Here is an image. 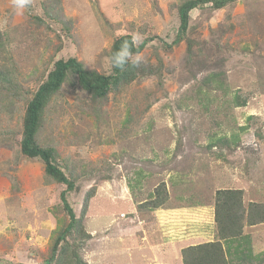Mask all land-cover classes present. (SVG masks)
<instances>
[{"label": "rangeland", "instance_id": "1", "mask_svg": "<svg viewBox=\"0 0 264 264\" xmlns=\"http://www.w3.org/2000/svg\"><path fill=\"white\" fill-rule=\"evenodd\" d=\"M184 1L32 0L16 17L10 0H0V23L6 22L0 67L13 71L9 78L22 93L0 83V263L47 264L70 221L66 184L49 180L42 160L21 154L32 91L61 58L112 73L109 51L124 34L141 41L155 36L138 53L146 75L101 103L70 76L49 101L37 133L73 178L66 199L89 234H66L50 264H62L70 246L90 264H183V242L169 240L178 230L199 235L193 244L208 240L214 224L205 219L215 214L219 189L243 188L246 203L264 202V0L194 8L186 39L170 47ZM187 39L194 40L191 52ZM218 71L230 93L212 90L205 109L195 91ZM234 92L248 97L247 106L231 105ZM249 115L248 130L239 131ZM234 132H243L239 144L208 147L212 136ZM138 169L149 177L134 192L129 182ZM162 181L167 203L152 211L139 207ZM244 232L254 253L264 252V222Z\"/></svg>", "mask_w": 264, "mask_h": 264}, {"label": "trees", "instance_id": "2", "mask_svg": "<svg viewBox=\"0 0 264 264\" xmlns=\"http://www.w3.org/2000/svg\"><path fill=\"white\" fill-rule=\"evenodd\" d=\"M208 1H211L214 7L222 8L234 0H185L179 8L180 24L177 34L173 42L169 43L168 46L171 47L186 39L190 26L191 10L206 4ZM132 37L130 34H124L116 38L109 51V55L111 56L113 52L118 50L125 40L132 46L134 53H139L146 47L149 41L155 38L152 35L139 44H134ZM187 42L188 49L191 52L194 40L187 39ZM145 68V64L142 63L137 69H132L131 67H125L124 69L112 68V73L104 74L97 70L85 68L76 57L69 59L61 58L54 62L53 68L48 73L47 78L41 82L38 89L34 92L32 91V93L30 92L31 96L27 101L23 118V131L20 141L21 154L28 159L37 158L42 160L45 164V171L49 180L66 184L67 188L62 193V198L70 216V221L67 222L64 230L58 234L47 264H50L57 257L60 243L66 237V234H71L74 230L83 237L89 236V234L83 227L82 219L76 217L73 208L66 199V191L74 188L75 182L73 178H70V175L56 163V150L52 146L40 145L37 140V133L41 128L45 109L52 96L62 88L63 84L72 75L78 78L82 90L91 94L93 99H97V102L101 103V100L106 99L111 91L120 92L135 78L146 75L144 73ZM11 73L13 71L0 67V83L11 85L10 88L14 89L18 95H22L19 85L15 84L12 78L11 80L9 78V74ZM223 74L221 71L211 73L209 76L203 78L201 85L195 91V95L199 102L205 105V109L208 108L210 103L212 90L224 89L226 82L223 79ZM226 89H224L225 93L229 95L230 91ZM232 102L231 105L234 104L233 106L236 107L247 106L248 97L234 92ZM97 109L96 112L98 113L99 110ZM253 117L254 115H249L247 117L248 122L244 126H240L239 131L248 130L250 126L249 122ZM131 118L132 114H128L125 121L128 122ZM241 133L243 132H234L230 137H227V134L212 136L208 147L217 146L218 144L228 146L230 144L233 146L239 144L241 142ZM134 173L135 175L130 177L129 184L130 189L135 192V190H139V187L143 185L144 180L149 176L141 169L136 170ZM172 181L175 183L174 177H172ZM244 194L243 188H223L217 191L215 202V238L212 241L183 247L184 264L264 263V252L255 254L251 234L244 232L246 225H257L264 222V202L250 200L246 203ZM148 196L149 199L139 204V207L148 208L151 211L162 208L169 199L167 183L165 181L160 182ZM60 258L62 264H90L81 258L76 247L73 249L71 246L67 247Z\"/></svg>", "mask_w": 264, "mask_h": 264}, {"label": "clouds", "instance_id": "3", "mask_svg": "<svg viewBox=\"0 0 264 264\" xmlns=\"http://www.w3.org/2000/svg\"><path fill=\"white\" fill-rule=\"evenodd\" d=\"M31 4H32V0H10V6L13 10V14L16 17H23L25 11L30 8ZM5 23L6 22L0 23V30L3 29ZM132 40L134 44H139L140 42H142L141 37L139 35H133ZM143 62H144V57H142L138 53H134L132 51V46L129 44L127 40H125L121 44L120 48L115 52H113L109 58L110 66L113 69L115 68L124 69L125 67H131L132 69H137L141 66Z\"/></svg>", "mask_w": 264, "mask_h": 264}, {"label": "crops", "instance_id": "4", "mask_svg": "<svg viewBox=\"0 0 264 264\" xmlns=\"http://www.w3.org/2000/svg\"><path fill=\"white\" fill-rule=\"evenodd\" d=\"M211 212L212 211H210V213ZM210 213H209L208 217L205 220L211 222L212 224H214V226L212 228V231L208 234V240H204V241H212L215 238V235H214L215 234V214H214L213 217H211L210 216ZM177 233H178L177 234V237L179 236V238L178 239H177V237L170 238L169 241H174L175 240V241H177L176 243H178V242L181 241V242H183V247L192 245L193 244L192 241L193 240L196 241L194 238H198L199 237V235H192V237H189L188 235L187 236H184L183 232L182 231H179V230L177 231ZM165 241H167V240H165Z\"/></svg>", "mask_w": 264, "mask_h": 264}]
</instances>
